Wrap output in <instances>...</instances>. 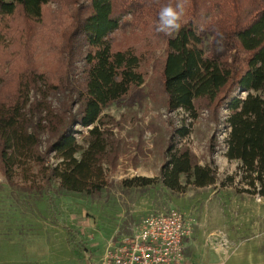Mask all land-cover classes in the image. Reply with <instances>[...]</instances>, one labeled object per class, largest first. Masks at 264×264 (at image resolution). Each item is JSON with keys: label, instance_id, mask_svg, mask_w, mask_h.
Returning a JSON list of instances; mask_svg holds the SVG:
<instances>
[{"label": "trees", "instance_id": "16d2710c", "mask_svg": "<svg viewBox=\"0 0 264 264\" xmlns=\"http://www.w3.org/2000/svg\"><path fill=\"white\" fill-rule=\"evenodd\" d=\"M48 1L0 0V18L5 22L18 13L28 27L42 25ZM74 1V12L53 17L47 28L55 45L62 47L63 62L55 69L60 74L52 77L29 63L15 82L0 78V167L6 183L13 185L18 174L28 191H41L56 179L60 189L87 195L106 186L103 164L113 156L106 130L99 126L101 111L139 86L144 77L141 54L131 41L116 45L110 36L125 8L139 19L141 13L159 16L171 3L176 11L177 5L183 10L179 28L163 36L159 74L165 109H180L195 118L197 101L224 105L223 156L238 162L234 175H241L243 191L264 198V0ZM207 36L208 49L203 50ZM4 37L0 29V43ZM77 39L80 52L74 49ZM75 55L82 62L80 86L69 68ZM238 91L245 95H233ZM59 92H65V103L54 107L48 97ZM29 93L34 95L31 100ZM73 126L85 129L83 144L77 142L79 130ZM188 133L184 124L172 129L158 176L126 178L123 186L159 182L169 191L183 192L188 185L213 184L214 166L198 163L190 148L180 143ZM41 134L49 139L39 151Z\"/></svg>", "mask_w": 264, "mask_h": 264}, {"label": "rangeland", "instance_id": "374dc122", "mask_svg": "<svg viewBox=\"0 0 264 264\" xmlns=\"http://www.w3.org/2000/svg\"><path fill=\"white\" fill-rule=\"evenodd\" d=\"M76 6L74 0H49L42 25L31 27L18 13L5 22L0 18L5 36L0 43V78L15 82L29 63L52 77L60 74L55 69L63 62L62 47L55 45L47 28L53 17L73 13ZM180 13L179 9L178 20L182 21ZM158 24L159 16L153 13H141L138 19L125 8L118 29L110 36L116 45L127 38L131 41L141 54L144 77L139 86L101 111L99 126L106 130L113 160L103 164L107 183L99 193L67 192L58 187L56 179L41 191H28L18 174L14 184L8 185L0 167V264H100L112 240L130 233L141 218L170 208L183 212L189 220L190 232L182 240L183 261L190 256L189 264H264V198L243 191L246 186L241 175H234L238 162L223 156L225 106L197 101L195 118H188L180 109H165L159 70L166 32L158 31ZM209 38L204 39L203 50L208 49ZM74 42V49L80 52L81 41ZM69 68L72 80L80 86V55H75ZM235 94L243 97L245 92ZM29 96L30 100L34 97ZM64 96L65 92H59L48 100L59 107L65 103ZM181 124L189 133L180 143L190 148L198 163L214 166V183L206 187L188 185L183 192L169 191L159 182L123 186L121 181L126 178L158 176L167 139ZM73 128L79 130L76 140L83 144L85 129ZM48 139L40 135L39 151ZM180 181H184L182 176Z\"/></svg>", "mask_w": 264, "mask_h": 264}, {"label": "built area", "instance_id": "2783aa9c", "mask_svg": "<svg viewBox=\"0 0 264 264\" xmlns=\"http://www.w3.org/2000/svg\"><path fill=\"white\" fill-rule=\"evenodd\" d=\"M190 232L186 215L174 208L151 213L128 234L112 240L100 264H184L182 240Z\"/></svg>", "mask_w": 264, "mask_h": 264}, {"label": "clouds", "instance_id": "9594fccd", "mask_svg": "<svg viewBox=\"0 0 264 264\" xmlns=\"http://www.w3.org/2000/svg\"><path fill=\"white\" fill-rule=\"evenodd\" d=\"M177 8L182 12V6L177 5ZM179 18V12L176 11L171 3L162 8L159 15V24L157 25L158 31H164L166 33H171L172 30L178 29L179 24L177 23Z\"/></svg>", "mask_w": 264, "mask_h": 264}, {"label": "crops", "instance_id": "0c3cea01", "mask_svg": "<svg viewBox=\"0 0 264 264\" xmlns=\"http://www.w3.org/2000/svg\"><path fill=\"white\" fill-rule=\"evenodd\" d=\"M229 253H230V252H229ZM233 254H234V253L227 254V255H226V257L228 256V257H227V259H229V258H230V256L232 257V255H233ZM188 261H189V262H192V257H190V256H189V257L187 258V260H186V261H185V260L183 261V263H185V264H187V263H188V264H189V262H188ZM191 264H194V262H193V263H191Z\"/></svg>", "mask_w": 264, "mask_h": 264}]
</instances>
